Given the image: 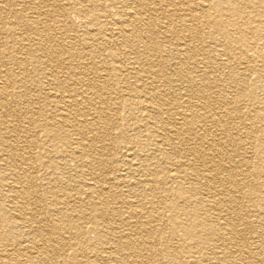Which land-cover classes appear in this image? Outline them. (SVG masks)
I'll list each match as a JSON object with an SVG mask.
<instances>
[{"label": "bare ground", "instance_id": "obj_1", "mask_svg": "<svg viewBox=\"0 0 264 264\" xmlns=\"http://www.w3.org/2000/svg\"><path fill=\"white\" fill-rule=\"evenodd\" d=\"M14 1L20 7L18 11L8 4H14ZM95 1L105 17H109L107 10L113 7L119 8L118 15L122 17L116 22L105 18V22L97 24L102 35L107 30L119 36L117 51L120 54L111 52L112 58L108 61L111 64L106 67L105 58L99 64L91 62L107 51L105 41L100 39L96 30L77 35L65 33L72 31V25H65L66 14L63 12H60L61 24L49 25L40 18L37 0H2L0 4V160L10 167L12 175L17 176L14 179L17 185H8L4 196L17 199L15 205L19 212L17 217L4 212L0 215V264H57L58 258H62L61 264H148L145 251H151V255L161 258L165 264H264V98L252 104L248 116H245L246 122L239 120L234 127L226 124L227 127L225 123L235 119L227 107L246 89V80L242 76L235 75L222 63L231 75L228 74L226 82L223 81L225 84H221V80L209 70L196 72L181 68L184 61L171 49L163 53L154 40L156 34L157 37L162 34L157 24L151 22L157 11L154 6L149 7L150 1L153 3L154 0ZM82 2L76 1L79 5ZM140 8L145 9L144 14L138 11ZM227 8L223 5L219 9ZM238 8L233 16L230 15L232 20L205 19L210 29L216 32V39L220 35L227 44L237 43L242 38L231 34L228 26L241 30L255 22L261 24V17L256 14L246 17V9L264 11V0L242 1ZM170 15H178L176 9ZM13 18L15 21H9ZM238 20L241 23L244 20L243 24ZM91 25L93 23H89ZM58 34L62 39L67 38L74 51L65 52L59 48L61 53L55 50L54 41H58ZM87 36L86 41L77 44L76 39L84 40ZM36 45H41L40 54L36 52L39 47ZM124 50L128 52L121 54ZM28 55L38 61L43 57L50 60L62 55L55 65L43 67L39 64L37 67L41 68L49 84L60 88L55 89L56 92H47L45 102L63 101V105L56 107L59 114L52 115L49 120L51 125L76 131L77 138L72 139L77 144L74 145L76 150L70 153L76 158L78 168H85L91 178L84 183L81 175L84 171L77 169V178L69 177L62 182L68 185L63 188L64 197L53 194L61 208L52 216L57 215L59 219L56 222L50 219L45 228L47 233L58 236L66 233V243L56 241L60 239L58 236L54 242L40 234V230H44L43 224L40 225L42 220L36 219L40 218L37 217L38 211H32L29 206L36 202L40 206L42 201L35 193L34 178L29 186H24L29 176L26 172L20 174V165L26 166L27 156L19 153V147L14 145L22 136L15 132V128L25 119L18 120L17 117L27 114L21 97L27 92L26 77L33 68L28 64ZM257 55L261 57V54ZM116 63L120 64L115 66ZM209 68L212 70L211 65ZM112 70L115 80L119 78L137 87H131L137 95V102L119 95V92H114V97L111 95L109 90L115 86L109 84ZM102 76L105 79L99 81ZM65 79L74 83L63 85ZM149 79L152 80L150 85L143 83ZM258 79L264 80V77ZM159 80L161 83L152 88L151 85ZM12 81L20 86L13 98ZM196 86L203 92L193 96L189 89ZM249 86L251 84H247ZM260 86L264 90V84ZM247 91L245 96L254 100L255 90L250 88ZM108 125H115L117 134L125 139L130 138L129 133H137L138 148L148 151L141 155L142 165L132 172L137 175L129 183L130 192L135 197L132 202L121 197L119 189L114 187L116 182L99 183L100 172L107 163L100 159L101 155L84 145L95 140L112 142L114 133L109 131ZM43 133L44 137H61L47 131ZM57 148L58 156L69 157L64 148ZM249 151L261 161V165L246 156ZM30 163L37 169L32 156ZM251 165L256 167L253 174L249 172ZM140 173L146 179H141ZM50 175L49 183H54L56 176ZM1 179L4 181V174ZM175 184H178L176 189ZM1 185H4L2 181ZM70 186L78 188L75 197L68 196L74 190ZM159 189L161 193L156 191ZM49 196L52 198L51 194ZM179 199L182 207L173 212L174 206L170 203ZM162 201H167L165 217L158 213L157 204ZM124 204L131 213L123 216L118 224L115 218L119 217L118 209ZM3 206L5 204H1L0 212ZM179 214H185L186 218L181 221ZM160 230L166 233L161 234ZM17 231L24 232V240L16 239ZM89 231L97 236L90 239ZM173 241L192 246H185L177 252L172 247ZM155 242L162 244V248L161 245L156 248ZM65 246L70 250L66 251ZM163 247H166L165 251H162ZM69 253L71 256L66 257ZM56 254L64 256L55 257Z\"/></svg>", "mask_w": 264, "mask_h": 264}, {"label": "rangeland", "instance_id": "obj_2", "mask_svg": "<svg viewBox=\"0 0 264 264\" xmlns=\"http://www.w3.org/2000/svg\"><path fill=\"white\" fill-rule=\"evenodd\" d=\"M76 1L79 2V0H54V1L53 0H37L40 18L46 20V22L49 25L55 24L56 26L57 24H61L59 21V19L61 18L60 12H63L66 14L65 21L67 23L65 25L67 26L72 25V28L70 27L72 31H68L65 33L69 35L74 33L77 35L78 33H83L84 31H87L90 33L96 30V32L101 35L100 39L102 41H105L104 45L107 51L103 53L101 58L97 59L98 61L96 60V61H91V62L99 64L100 61L104 62V58H105L106 63L104 62L105 64L104 67L109 66L111 64L108 62L111 57V52L119 53L117 51V48H120L119 40H117L119 36L117 35L116 32L111 33L110 31H107V30L105 31V35H102L103 31H98L99 27L97 24L99 22L101 23L105 22V18H107L108 20L114 21V22L120 21L122 17H119L118 15L119 8L117 9L113 7L111 9H108L107 14L109 15V17L107 16L105 17V14L100 13L99 11L100 8L98 6L97 1L82 0L83 2L80 3V5L77 4ZM242 1H247V2L255 1L256 2L258 0H166V2H160V0H154L153 3L150 1V4H149V7L154 6L157 9V11L155 12L153 16L155 19H153L152 21L150 20V21L155 22L157 24V28L159 29V32L162 33L158 37L156 34L154 40L159 45V48L162 49L163 53H166L165 51L166 49L167 50L171 49V52L174 51L181 57V59L184 61V64L181 65V68H183L184 70L189 68L190 70L196 71V72H200V71L207 72V70H209L211 71L214 77L221 80L220 81L221 84H225L223 81L226 80L225 78L228 74L231 75V73L227 70L230 68L233 70L235 75L242 76L246 80V85H245L246 89L242 91L243 94H239L237 98H234L233 99L234 102L227 107V109L231 111V114L235 117V119L231 123H225V125L229 124V125H232L233 127L234 125H237L239 123L238 122L239 120L246 122L245 116H248L247 113L250 111L249 108H251L252 104L256 103L259 98L260 99L264 98V90H263V87L260 86L261 84H264V80L258 79V78L263 79L264 77V11L262 10H252L251 11L249 10V8L246 9L247 10L246 17L248 15L253 16L254 14H256V16L261 17L259 19L261 24L255 22L252 25H250V27L248 26L247 28L241 29V30H237V28L233 26H228V28L230 29L229 32L231 34L235 35L236 37L242 38L241 41L237 43L227 44L224 41H222L220 35H218L217 37L219 39H216L214 36L216 32L210 29L207 22L205 23V19L207 21L209 17V18H220L223 20L225 19L232 20L230 19V15L233 16L232 15L233 12L235 10H239V8L237 9V6ZM219 2H222V3L220 4L218 8H216ZM1 3H3L2 0H0V4ZM8 4L10 5L11 8L16 9L17 11L18 9H20V7L16 4L15 1H14V4L12 2H9ZM117 4L120 5L119 3ZM60 5H62V7H65V6L66 7L60 8L59 7ZM223 5L228 6V8L224 10H220L219 8H222ZM143 6L147 8L145 4H143ZM79 8L81 9L80 11L78 10ZM174 9H176V13L178 15H174V16L170 15L172 14V11ZM138 11L143 13L145 9L140 8L138 9ZM15 17L17 18V16ZM16 18L9 19V21H15L14 19ZM238 21L240 24H243L244 22V20L242 23L240 20ZM89 23H93V25L89 26ZM11 24H13V22H11ZM170 25H172V28L169 29ZM166 28L169 30H166ZM257 29H260V31H258ZM60 33L63 34L64 32H60ZM61 34H58L57 36L58 41H54L55 47H56L55 50L58 52H61V50H64L65 52H69L71 50L74 51L72 46L68 44L67 38L62 39ZM88 38L89 37L87 36L84 40H82V38L76 39L77 44H81L82 42L86 41ZM36 47H38V50L36 51L37 54H40L42 50L41 45H36ZM82 48L83 50H85L84 46H82ZM127 52H128L127 50H124L121 54H126ZM257 53L261 54V57H258ZM31 56L33 55H28V58H29L28 64H30L33 68L31 69L32 71H30V73L28 74V77H26L29 87L27 89V92L24 93V95L21 97V100L23 101L22 107L26 106L27 114H25L24 116L22 115V117H17L18 120L19 119L22 120L24 118L25 119H24V122L20 124V126H17L15 128V132L22 136H19L20 138L16 140V144L14 143L13 144L16 145L17 148L19 147V151H18L19 153H21L25 157L27 156L26 166L22 164L20 165L21 166L20 174L26 172L29 176V179L24 183V186L25 187L29 186L30 181L34 178V182L37 185L35 188L36 189L35 193L37 196H39V198L42 201L41 202L42 205L39 203L40 206H38L37 202L29 206L32 209V211L40 212V215H38L39 213L37 212V217L39 216L40 218H36L38 220H42L40 222L41 223L40 225L43 224L42 229L44 230H40V232H42L40 234L42 235V237L49 238L50 240L55 242L58 235H54L49 232L47 233V230L45 228L46 223L50 219H52L55 222L59 219L57 215L52 216L58 210V208L59 209L61 208L59 205H57L53 194L59 198L64 197V194L66 193L63 188L68 187V185L62 182L63 181L65 182L66 179L69 177L77 178V175L75 176V170L77 169L78 170L82 169L84 171L83 174L81 173L82 179H84V183H87L90 176L87 175V172H85V168H78V165H77L78 163H77L76 158L73 157V155L70 153V152H75L76 150L75 146L77 144L74 143L75 138H77L76 131L70 127L65 128L59 125L58 126L51 125L52 121L49 120V118L52 115L59 114L58 112L59 110L56 107L63 105V101L62 103L61 102H58V103L45 102L46 101L45 95L47 92H56L55 89L60 90V88L57 86H54L53 84H49L47 78L41 71V68H37V67L39 66V64H43L44 65L43 67H46L47 65L48 66L55 65L58 58L61 57L62 55L61 56L56 55L50 60L46 59V57H43L40 61H38L37 58L33 59ZM43 56H45V53H43ZM222 63L227 65V69ZM118 64L120 63H116L115 66ZM210 65L212 67V70L209 68ZM14 70H16V68H14ZM113 74H114V70H112V75L109 77V84L111 86L115 85L113 86L114 88L111 91L109 90V92L112 93L111 95L114 97L113 93L119 92V95H123V97L133 98L134 101L137 102L138 99L137 97H135L137 95L134 92L133 88H131V87H134V88H137V87H135L132 83L128 84L119 78H116L117 80H115ZM102 79H105V78L102 76L99 79V81ZM151 79H149V82L144 81L143 83L150 85V83L152 82ZM71 81L72 80L65 79L64 80L65 83H63V85H67ZM153 81H155V79H153ZM12 82L14 84L13 83L12 84L10 83V84L12 85V88L14 87L13 91H15V93L14 94L12 93V96H11L13 98L15 94H17V92L20 91V86L15 85V81H12ZM71 83H74V81H72ZM160 83L161 82L159 80V81H156L151 86L153 88L159 85ZM99 84H103V83L99 82ZM247 84H251V86L247 87ZM227 85L229 86V84ZM250 88L254 89L256 92V97L254 100H250L248 97L245 96V93L247 94L248 93L247 90ZM116 89L117 91H114ZM189 90L193 96H196L197 94H201L203 92L202 88L198 86L192 89H189ZM104 95H107V94H104ZM184 97L187 98L188 96H184ZM19 103L20 101L16 103V105L19 106L20 105ZM35 107H39L40 109L36 110ZM84 116H87V115H84ZM88 118H91V116H89ZM30 121H32L33 123ZM108 129L109 131L112 132V134L114 133L112 142L95 140L92 143L86 142L84 145L86 148L96 152L97 155H101L102 157H100V159L102 158V160H104L107 163L106 164L104 162L106 164V168L100 172V177L98 180L99 183H102L104 181L111 182V183L116 182L117 184H114V187L119 189L120 191L119 194L121 195V197L125 198L126 200H129V202H132L133 200H135V197L130 192L129 183L132 180V178L137 177V175L134 176L132 172L134 171L133 170L134 168H138L139 166L142 165L141 162L143 163V161L140 159L142 158L141 155L145 154L148 151H146V148H142V149L138 148L139 135L137 133H129L130 138L125 139L124 137H121L120 135L117 134L118 130L115 125H108ZM43 131H47L50 134L55 133L61 137L59 138L44 137L45 134L43 133ZM29 133H31V135ZM33 133H34V136H32ZM57 139L60 140V142H58ZM62 139H64V141H62ZM58 146H60V148H64V150L67 151L69 157L68 156L64 157L62 155L58 156L59 155V153H57ZM101 147L103 148L101 149ZM47 149H49V152H47ZM129 149L130 151H128ZM31 156H32V159L35 160V162L38 165L37 169L35 166H34L35 168H32L31 166L32 165V163H30ZM246 156L250 159H253L251 161L254 162L255 164L261 165V161L257 157L254 156V153L252 151H249ZM10 163L8 164L9 166H10ZM9 168L10 167L5 166L4 163L0 160V179L2 177V174L5 175V179H6V181L5 179L4 181L3 179L0 180L2 181V183H4V185L0 186V206L1 204H5V206L2 207L3 211L0 212V215H2L4 212L8 214L9 216L11 215L13 217L15 216L17 217L19 215L18 210H16L17 204L15 205V203L18 202L17 199L10 198L11 199L10 200L8 197L6 198V196H4L8 192L7 191V188H9L8 185L10 186L17 185L14 180L17 178V176L16 174L12 175L11 169ZM255 168H256L255 166L251 165L249 172L253 174L255 172L254 171ZM51 173H53V175L56 176V181L54 183L53 182L49 183L50 181L49 177L51 176L50 175ZM135 173L138 174L137 172ZM125 174L127 175L125 176ZM36 175L38 176L36 177ZM140 175L139 177L141 179H146V177L143 176L141 173ZM37 178L38 180H36ZM91 181L95 182L93 179ZM71 184L74 185V182L71 181ZM184 185L187 188V184H184ZM170 186L173 187V184H171ZM177 186L178 184H175L174 189H176ZM70 188H73L74 190L69 192L70 194L68 196L75 197L74 194L77 192L78 188L75 186L73 187L70 186ZM79 189L81 190L82 188H79ZM246 189L247 187L244 188V190ZM156 191H158L159 193L162 192L160 189ZM50 194L52 195V198L51 196H49ZM157 196H159V194ZM244 202L246 201L244 200ZM166 204H167V201L166 202L162 201L157 204L158 213L163 214L164 217H165V214L168 213L165 210ZM170 204L174 206L172 208V210H174L173 212H177L182 207L181 199H179L177 202H173ZM5 210H8V211L6 212ZM14 210H16L17 212ZM127 210L128 208L125 207V204L124 206L120 205L118 209L119 217L115 218V222L117 221L116 223L119 224L120 219L123 216L130 215L131 213L130 209L129 211ZM242 212H244V210H242ZM29 215L32 216L34 214H29ZM185 218H186L185 214L180 215L181 221H183ZM112 221L114 222L113 218H112ZM160 232L161 234L166 233L163 230H160ZM16 233H17L16 239H21V241L25 239L24 237L25 234L23 231H17ZM88 233L87 235L88 237H90V239H94L97 236L95 235L96 233L93 231H89ZM63 234L66 235V233H62L61 236H58L61 240L58 239L56 241L66 243L68 241L67 235L62 236ZM178 237H181V236L178 235ZM155 243L157 244L156 248L159 249L160 245L162 248V244H159L158 242H155ZM185 246L191 247L192 244L181 243V242L175 243L174 241L172 242V247L177 252H179ZM65 247H66L65 249L66 251L70 250V248H67V246ZM9 248H12V247L10 246ZM165 250H166V247H163L162 251H165ZM146 252L147 251H145V254L149 260L148 264H162V263L165 264V262H163L161 258L158 259L157 256L151 255V251L147 253ZM57 255L58 254L54 256L55 257L64 256V255H60V256H57ZM67 256H71L70 253L67 254L66 257ZM61 259L62 258H58L57 264H61Z\"/></svg>", "mask_w": 264, "mask_h": 264}]
</instances>
